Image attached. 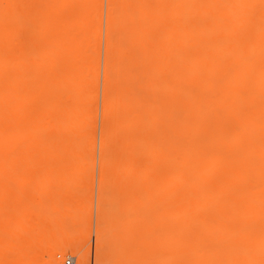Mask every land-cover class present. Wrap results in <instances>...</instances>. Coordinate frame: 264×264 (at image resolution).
<instances>
[{
	"label": "bare ground",
	"instance_id": "obj_1",
	"mask_svg": "<svg viewBox=\"0 0 264 264\" xmlns=\"http://www.w3.org/2000/svg\"><path fill=\"white\" fill-rule=\"evenodd\" d=\"M54 5H46L44 25L57 31L63 16ZM4 14L0 1V58L9 49ZM24 31L17 28L13 40ZM104 35L96 264H116L127 246L136 256L138 226L153 264H264V0H106ZM56 68L0 61V179L18 178V204L37 202L39 182L85 173L52 165L94 160L87 105L98 69ZM139 163L146 190L109 195L106 176L129 175ZM121 199L124 208L106 210ZM73 212L57 220L60 231L47 245L55 260L89 264L79 232L68 227L81 223ZM110 216L126 222L105 225ZM41 217L26 205L18 220L31 231ZM8 225L0 217V264L19 260L24 242L33 249Z\"/></svg>",
	"mask_w": 264,
	"mask_h": 264
},
{
	"label": "rangeland",
	"instance_id": "obj_2",
	"mask_svg": "<svg viewBox=\"0 0 264 264\" xmlns=\"http://www.w3.org/2000/svg\"><path fill=\"white\" fill-rule=\"evenodd\" d=\"M0 1L3 2L6 9V14L2 16L5 17L4 20L7 22L4 27H8L7 45L9 46L8 51L3 54L0 61L8 64H22L23 66L38 64L46 67L49 64H55L58 74H60V69L63 67L74 68L77 65L81 67L88 64L91 67H97L99 72L92 91L94 100L87 105L90 116L92 115L93 119L89 129L95 133L96 137L94 160L85 164L82 162H66L52 165L54 167H65L66 169L82 166L85 169V173L80 178L66 183H62L61 179L57 178H51L46 183L43 182L44 184L39 182L37 189L42 195L37 202L32 204H27L28 202L26 201L22 204L17 203L18 178L8 175L0 179V186L6 188V191L0 194V217L9 220L8 230L10 232L19 229L20 241L31 242L34 249L26 246V242L24 244L21 243V245H25V247L22 245L23 256H19V260L15 259L13 264H22V262L28 264H55L57 262L58 264H65L67 259H72L74 264H78L77 256H57L56 262L52 256V249L47 245L48 240L51 239L52 231L55 230L54 233L60 231V228H57V220L67 218L73 211L81 216L79 218L81 223L68 224V227L74 232H79L82 241L80 240L77 246L81 249V253L89 255V264H96L99 258V252L96 248L98 243L96 241V229L101 217L98 208L99 185L101 183L98 143L102 125L100 112L103 85L106 0ZM52 1L55 4V9L59 10L63 16V22L59 24L57 31H55L54 25H50L48 28L44 25L45 19H47L46 5L49 2L52 3ZM13 15L14 18L12 17ZM100 26L101 32L99 33ZM17 28L25 29V31L21 33L19 40H13ZM65 28L69 29V35H63L62 30ZM68 69L70 71L73 70L71 68ZM92 69H86V72L91 77H93L91 74ZM46 123L48 124L49 122L47 121ZM129 167L131 169L130 174L119 176L114 179L115 181H110L109 176H106V191L109 195L119 188L124 189L131 195L132 193L141 194L146 190L147 181L142 175H139V173L142 174L144 172L145 165L139 163ZM38 177L35 174L32 175L33 180L38 179ZM50 182L52 184H49ZM118 183H121V186L117 185ZM65 188L70 194L65 196L60 202L53 201L52 194L58 197L59 194L65 192ZM73 202L82 203L83 210L68 209L67 207ZM126 203L127 200L121 199L114 203H107L105 208L106 210H121ZM26 205H31L37 212L42 214L41 219L35 222L36 224L33 225L31 231H26L22 228L18 220L19 213L24 211ZM129 207L133 210L135 201L129 202ZM105 220V225L114 222H126L124 218L121 219L119 216H110ZM143 230L144 228L138 226L132 232L133 235H136L135 243L138 244L141 240L143 241L140 245L142 248L138 250L137 255L133 256L127 246L119 255L116 264H153L155 255L149 246L146 245V236L142 234ZM140 234L143 237L138 241ZM104 239L106 240V238ZM104 242L101 241L100 244L103 246L106 244H103ZM102 251L104 252L105 249Z\"/></svg>",
	"mask_w": 264,
	"mask_h": 264
},
{
	"label": "built area",
	"instance_id": "obj_3",
	"mask_svg": "<svg viewBox=\"0 0 264 264\" xmlns=\"http://www.w3.org/2000/svg\"><path fill=\"white\" fill-rule=\"evenodd\" d=\"M65 264H74V261L72 259H67L65 261Z\"/></svg>",
	"mask_w": 264,
	"mask_h": 264
}]
</instances>
